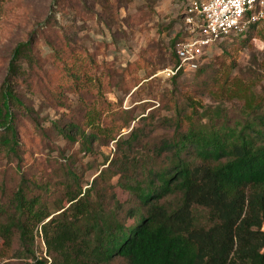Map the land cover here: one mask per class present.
<instances>
[{
    "label": "trees",
    "instance_id": "16d2710c",
    "mask_svg": "<svg viewBox=\"0 0 264 264\" xmlns=\"http://www.w3.org/2000/svg\"><path fill=\"white\" fill-rule=\"evenodd\" d=\"M9 1L0 0V15ZM259 26L236 37L249 45ZM182 36L172 42L171 65ZM50 53L52 73L39 67L37 76L32 40L15 47L0 88V153L25 161V116L42 140L50 139L17 89L33 76L68 110L57 135L79 148L75 156L62 151L63 161L49 159L38 174L18 163L16 177L0 178V254L7 256L0 264H264L263 74L220 79L208 57L195 71V84L172 88L157 106L146 102L144 111L154 107L139 117L135 106L124 108L108 94L139 86L155 69L145 78L130 74L132 64L119 74L111 68L99 73L96 58L71 40ZM178 76L171 77L174 84ZM204 92L216 102L192 96ZM70 93L78 96L75 107L67 102ZM159 127L162 137L155 135ZM113 141V157L99 162L96 149ZM81 153L95 158L85 162ZM93 170L90 182L86 175ZM37 235L46 256L38 255Z\"/></svg>",
    "mask_w": 264,
    "mask_h": 264
},
{
    "label": "rangeland",
    "instance_id": "374dc122",
    "mask_svg": "<svg viewBox=\"0 0 264 264\" xmlns=\"http://www.w3.org/2000/svg\"><path fill=\"white\" fill-rule=\"evenodd\" d=\"M61 2L60 7L56 2ZM185 0H10L0 15V88L7 74L8 66L15 47L27 40H32L37 50L35 71L42 67V74L52 73L54 67L50 57L53 46H62L67 40L75 47L90 52L98 62V72L106 73L109 69L121 73L122 69L132 64L130 74L142 79L139 86L128 91L114 90L108 94L110 98L122 100L124 108L135 106L136 114L141 117L154 107L143 106L146 102L159 105V99L170 94L174 87L187 88L197 81L195 73L181 74L175 84L172 78H167L161 71L172 64L171 54L173 40L182 33L184 24L181 14ZM53 5H56L53 10ZM54 18L57 20L55 21ZM176 20L172 29L169 24ZM53 23L52 27L48 26ZM44 30V36L42 31ZM259 31V32H258ZM37 33V34H36ZM257 38L249 45L243 44L244 37H236L219 41L213 48L206 63L210 64L211 73L220 79L227 76H244L256 71L264 75V23L254 31ZM209 67V68H210ZM136 69V70H135ZM134 70V71H133ZM44 80L48 77L44 76ZM19 81L18 92L23 102L33 111L34 117L49 133L46 143L36 131L32 120L25 116L21 119L23 133V148L26 150L24 162L13 160L0 153V178L12 180L21 170L36 172L42 167H48L49 159L63 161L65 156H75L79 145L74 147L57 135L56 126L66 119V108L57 107L49 95L37 87V77L33 76ZM37 85V86H36ZM54 83L51 84L52 88ZM51 92V91H49ZM192 96L202 103H213L217 99L210 97L207 92ZM221 96L218 95V99ZM69 106L75 107L78 102L76 94L66 96ZM223 99V98H222ZM233 99V98H231ZM232 100H225L229 104ZM145 112V113H143ZM168 115V110L162 111ZM130 128L124 129L128 133ZM165 128L159 127L155 135L162 137ZM116 142L96 149L98 160L102 162L105 156L113 157ZM85 162L95 158L94 154L81 153ZM19 163V165H18ZM96 170L88 171L86 178L91 182ZM16 175V176H15ZM120 199H125L127 192L117 188ZM38 255L46 256L45 243L42 235L36 236ZM7 256L0 254V262L6 261ZM29 261L32 262L31 259Z\"/></svg>",
    "mask_w": 264,
    "mask_h": 264
},
{
    "label": "built area",
    "instance_id": "2783aa9c",
    "mask_svg": "<svg viewBox=\"0 0 264 264\" xmlns=\"http://www.w3.org/2000/svg\"><path fill=\"white\" fill-rule=\"evenodd\" d=\"M185 1L183 36L175 44L177 63L161 71L167 78L195 73L219 41L264 23V0Z\"/></svg>",
    "mask_w": 264,
    "mask_h": 264
}]
</instances>
